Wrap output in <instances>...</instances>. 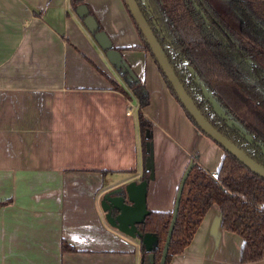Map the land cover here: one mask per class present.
Segmentation results:
<instances>
[{
	"label": "crops",
	"instance_id": "crops-1",
	"mask_svg": "<svg viewBox=\"0 0 264 264\" xmlns=\"http://www.w3.org/2000/svg\"><path fill=\"white\" fill-rule=\"evenodd\" d=\"M87 4L150 97L156 177L148 207L172 211L190 158L215 173L224 152L171 94L124 1ZM131 104L137 99L70 0H0V264H142L138 240L110 227L101 207L107 189L143 179ZM219 221L212 206L170 264H241L244 240Z\"/></svg>",
	"mask_w": 264,
	"mask_h": 264
},
{
	"label": "trees",
	"instance_id": "trees-1",
	"mask_svg": "<svg viewBox=\"0 0 264 264\" xmlns=\"http://www.w3.org/2000/svg\"><path fill=\"white\" fill-rule=\"evenodd\" d=\"M137 1L170 64L197 107L221 133L264 165V66L252 55L231 51L220 43L210 29L212 18L199 0H152L159 8L160 21L167 37L153 24L149 12L142 5H148L147 0H143L144 3L142 0ZM86 3V0H70L73 9ZM230 3L238 19L243 20L261 37L263 45L256 49V54L264 62V0H230ZM90 12L94 14L91 8ZM133 23L136 25L135 20ZM136 28L143 43L142 48L155 60L168 89L178 99L145 37L137 25ZM100 30H103L101 25ZM108 79L115 90L130 96L129 91ZM129 88L139 104L137 116L145 166L148 156L146 132L153 130L144 112L150 104V97L140 83L129 84ZM213 98L224 108V114L217 112ZM185 113L196 127L193 118ZM224 153L217 176L204 168L197 157V160L193 159L166 264H170L176 255L182 254L191 245L206 214L214 205L222 213L223 229L244 240L242 264L264 261V179L252 173L228 151ZM144 177L149 178L145 170ZM5 203L1 202L0 205ZM172 217L173 211H151L146 218L143 232L155 233L159 244L153 252V261L149 259L150 253L141 246L143 264H160Z\"/></svg>",
	"mask_w": 264,
	"mask_h": 264
},
{
	"label": "water",
	"instance_id": "water-1",
	"mask_svg": "<svg viewBox=\"0 0 264 264\" xmlns=\"http://www.w3.org/2000/svg\"><path fill=\"white\" fill-rule=\"evenodd\" d=\"M124 1L128 12L132 16V19L135 20L138 29L142 32L143 36L145 37L146 43L150 46L159 67L161 68L164 75L167 77L168 81L172 84L179 100L182 102V104L184 105L186 110L191 114V116L195 119L199 127L211 139L219 143L226 151L236 157L252 173L264 179V165H261L260 163L255 161L245 151L236 146L229 138L219 132L198 109L190 95L187 93L180 79L178 78V75L176 74L174 68L170 64L166 53L164 52L161 44L154 35L144 14L139 8L137 1ZM75 12L79 19L82 20L84 27L93 36L95 42L105 53L107 62L115 69V71H117V73H119V75L122 76L124 82L127 83L128 86L129 84L139 83V77L137 76L133 67L125 59L123 52L118 50V47L115 48L116 46L113 44L110 36L104 30V28L103 30H100L101 24L95 14H92L90 12L89 5L87 3L80 4L76 7ZM212 100L215 106L216 100L214 98ZM219 113L224 114V112ZM146 139V151L148 153V156L146 158L144 167L145 171L149 173V178L136 179L130 181L129 183H119L116 186L107 189L102 195L101 207L105 214V219L108 225L118 230L125 236L132 238L133 240H138V245H143L145 247V250L150 253V261H153L155 257L153 252L156 248H158L159 238L153 232H142L139 227L145 224L146 218L151 213L148 207V188L149 183L151 181H154L156 177L153 130H148L146 132ZM192 168L193 160L190 161L188 167L186 168L178 188L177 196L175 199V205L172 210L173 217L169 227L160 264H166L169 246L177 220L184 186ZM217 174L218 171L214 173L215 176H217ZM219 227L223 229L221 211ZM143 262L144 260H142V264Z\"/></svg>",
	"mask_w": 264,
	"mask_h": 264
},
{
	"label": "flooded vegetation",
	"instance_id": "flooded-vegetation-1",
	"mask_svg": "<svg viewBox=\"0 0 264 264\" xmlns=\"http://www.w3.org/2000/svg\"><path fill=\"white\" fill-rule=\"evenodd\" d=\"M137 1V0H136ZM219 2H220V4L221 5H219V8H217V7H213L214 5H213V3L211 2H209V0H199V2L203 5V7H204V9L206 10V12L211 16V18H212V24H211V27H210V29L212 30V32L217 36L218 34H216L215 32V30H213L214 28H213V26H214V24L216 25V22H218L219 24L221 23L222 24V26H223V28L228 32V33H230L231 35H233V33L234 32H236L237 30L235 29V27H237V26H242V25H246L250 30H251V28L243 21V20H239L238 19V17L234 14V12L232 11V9H231V3H230V0H218ZM125 2V1H124ZM142 2H143V0H142ZM147 2H148V5H146L144 2V4H142L143 6H144V8H145V10L147 11V12H149V14H150V16H151V18H152V22H153V24L156 26V27H158V28H160L161 29V31H163V35L165 36V37H167V33H166V31H165V29L162 27V24H161V21H160V16H159V11H158V7L156 6V4H154L153 3V1L152 0H147ZM137 3H138V1H137ZM213 5V6H212ZM138 6H139V4H138ZM140 8V7H139ZM212 8H213V10H212ZM141 9V8H140ZM223 10H226V12L229 14V16L231 15L232 16V18H231V16H230V18H228L222 11ZM143 13V12H142ZM130 14V13H129ZM131 16V15H130ZM132 18V17H131ZM217 18L219 19V20H217ZM134 20V19H133ZM220 20H222V21H220ZM137 25V24H136ZM135 25V26H136ZM252 31V30H251ZM253 32V31H252ZM231 35H228V37L230 38V39H232V36ZM218 37V36H217ZM218 39H219V37H218ZM220 40V39H219ZM220 43H221V41H220ZM222 44V43H221ZM225 46H227L228 48H229V50H231V51H234V52H237L238 53V50H234L233 49V46H231V45H229L228 43L225 45ZM258 56V55H257ZM259 64L261 65V60L259 59ZM247 63V62H246ZM262 66V65H261ZM167 78V77H166ZM140 84H141V82H139ZM170 83V82H169ZM171 84V83H170ZM142 85V84H141ZM172 85V84H171ZM173 87V86H172ZM174 89V88H173ZM175 91V90H174ZM188 93V92H187ZM175 94H176V92H175ZM173 95V94H172ZM174 96V95H173ZM176 96H177V94H176ZM191 97V96H190ZM175 98V97H174ZM177 98H178V96H177ZM192 98V97H191ZM176 99V98H175ZM177 100V102L180 104V106L182 107V109L184 110V112H187L190 116H191V114L186 110V108L184 107V105L182 104V102L179 100V98L178 99H176ZM192 100H193V98H192ZM216 100V99H215ZM194 101V100H193ZM195 103V102H194ZM197 106V105H196ZM221 106V105H220ZM222 107V106H221ZM223 108V107H222ZM199 109V108H198ZM200 110V109H199ZM223 110H224V108H223ZM201 111V110H200ZM217 112L219 113V111L217 110ZM224 113H225V110H224ZM186 114V113H185ZM203 114V113H202ZM204 115V114H203ZM192 117V116H191ZM193 118V117H192ZM193 120L195 121V119L193 118ZM208 120V119H207ZM209 121V120H208ZM210 122V121H209ZM192 123V122H191ZM195 123H196V128L204 135V136H206V137H208L209 139H211L200 127H199V125L197 124V122L195 121ZM211 123V122H210ZM193 124V123H192ZM212 124V123H211ZM213 125V124H212ZM195 126V125H194ZM214 126V125H213ZM215 127V126H214ZM216 128V127H215ZM217 129V128H216ZM218 130V129H217ZM219 131V130H218ZM220 132V131H219ZM223 134V133H222ZM227 137V136H226ZM228 138V137H227ZM218 147H220L221 149H222V151L224 152L225 151V149L219 144V143H217V142H215L213 139H211ZM233 142V141H232ZM234 143V142H233ZM235 144V143H234ZM236 145V144H235ZM237 146V145H236ZM241 149V148H240ZM224 156H225V153H224ZM196 157L198 158V161H199V163H200V160H199V157L196 155V156H192L191 158H190V160H189V162H188V164H187V167H188V165H189V163H190V161H192L194 158L196 159ZM224 158V157H223ZM197 160V159H196ZM223 161V160H222ZM201 164V163H200ZM202 165V164H201ZM262 165V164H261ZM204 168H206L204 165H202ZM186 167V168H187ZM207 169V168H206ZM145 170V169H144ZM186 170V169H185ZM208 171H210L209 169H207ZM219 171V170H218ZM185 172V171H184ZM211 172V171H210ZM184 174V173H183ZM214 174V173H213ZM189 177V176H188ZM143 178H145L144 177V173H143ZM182 179V178H181ZM181 182V181H180ZM180 185V184H179ZM185 187V186H184ZM179 188V187H178ZM184 191V190H183ZM177 192H178V190H177ZM183 195V194H182ZM176 196H177V194H176ZM176 199V198H175ZM174 205H175V203H174ZM174 208V207H173ZM140 227V230L143 232V229H144V227L143 226H139ZM140 248H141V250H142V247H141V245H140Z\"/></svg>",
	"mask_w": 264,
	"mask_h": 264
},
{
	"label": "rangeland",
	"instance_id": "rangeland-1",
	"mask_svg": "<svg viewBox=\"0 0 264 264\" xmlns=\"http://www.w3.org/2000/svg\"><path fill=\"white\" fill-rule=\"evenodd\" d=\"M209 2L213 3L214 5V6L212 5L213 7L219 8V5H221L218 0H209ZM222 12L228 18H230L231 15L229 16L226 10H223ZM217 20L219 19L217 18ZM213 28H214L213 30L216 31L215 33L218 34L217 36L219 37L223 45H226L228 43L229 45L233 46L234 50H238L239 53H244L247 55L250 54L252 55V58L259 61L260 58L256 54V49L263 45V41L258 34L252 32L253 31L252 29L251 31L246 25L237 26L235 27L237 31L234 32L233 35H231L223 28L221 23L219 24L218 22H216V25L214 24ZM228 35H231L232 39H230ZM261 64L264 66V62H261ZM215 107L219 112L221 113L224 112L223 108L220 106V104L217 101L215 102Z\"/></svg>",
	"mask_w": 264,
	"mask_h": 264
},
{
	"label": "built area",
	"instance_id": "built-area-1",
	"mask_svg": "<svg viewBox=\"0 0 264 264\" xmlns=\"http://www.w3.org/2000/svg\"><path fill=\"white\" fill-rule=\"evenodd\" d=\"M138 109H139V104L138 105L131 104L130 107L128 108L127 114L132 115L134 111Z\"/></svg>",
	"mask_w": 264,
	"mask_h": 264
}]
</instances>
